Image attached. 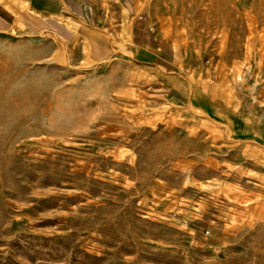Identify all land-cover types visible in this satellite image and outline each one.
Segmentation results:
<instances>
[{
  "label": "rangeland",
  "instance_id": "rangeland-1",
  "mask_svg": "<svg viewBox=\"0 0 264 264\" xmlns=\"http://www.w3.org/2000/svg\"><path fill=\"white\" fill-rule=\"evenodd\" d=\"M94 3L0 33V264H264V0Z\"/></svg>",
  "mask_w": 264,
  "mask_h": 264
},
{
  "label": "crops",
  "instance_id": "crops-1",
  "mask_svg": "<svg viewBox=\"0 0 264 264\" xmlns=\"http://www.w3.org/2000/svg\"><path fill=\"white\" fill-rule=\"evenodd\" d=\"M97 9L94 0L85 3L81 0H0V33L17 31L31 37H37L49 32L55 18H68L72 22L76 36L83 40L90 60L106 62L112 51L108 40L106 58L98 59L93 55L91 56V49L87 43L85 32L78 30V28H83L92 34L101 35L90 25ZM137 30L141 32L142 28ZM137 30L131 32L132 44L136 46V49L141 47L146 53H151L147 43L137 41L139 38Z\"/></svg>",
  "mask_w": 264,
  "mask_h": 264
}]
</instances>
